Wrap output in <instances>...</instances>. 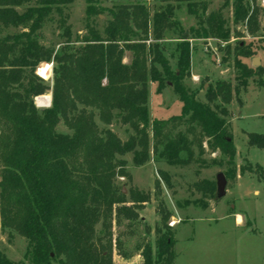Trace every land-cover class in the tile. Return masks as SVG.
I'll return each instance as SVG.
<instances>
[{
	"label": "trees",
	"instance_id": "trees-1",
	"mask_svg": "<svg viewBox=\"0 0 264 264\" xmlns=\"http://www.w3.org/2000/svg\"><path fill=\"white\" fill-rule=\"evenodd\" d=\"M74 1L0 0V214L4 227H13L28 239L31 264H114L109 230L113 216L136 220L138 210L149 201L148 195L138 198L134 193L130 203L115 187L116 169L125 165L117 156L132 152L134 163L143 165L150 158V140L153 152L173 165L191 163L195 148L203 153L205 140L230 162L237 154L228 109L215 101L228 104L239 90L218 81L207 88L206 102L198 100L182 84L191 75L188 37L178 45L176 70L155 41L177 25L172 21L175 6L151 13L144 4L120 5L101 32L95 21L103 14L98 0H85L88 31L81 45L56 51L41 41L42 28L57 13L60 26L70 35L66 10ZM187 1L194 13L197 0ZM253 1L252 10L246 0L233 3L235 22H246L250 33L259 30V7ZM206 25L205 35L230 39L218 11L209 14ZM10 28L15 31L3 35ZM126 50L132 52L129 64L124 62ZM239 53L248 56L251 51L240 45ZM45 62L54 64L52 104L40 110L34 98L49 87L37 68ZM237 65L243 78L239 85L245 87L252 70L241 61ZM46 68L41 67L40 74L46 76ZM150 82L158 84V91L173 86L183 102L181 115L151 120ZM49 103V95L38 99L40 106ZM115 111L135 132L127 141L112 129L101 130L96 122L98 117L111 125ZM61 121L71 134L58 132ZM183 126L185 130L180 129ZM249 145L262 148L264 134H249ZM156 187L160 188L158 180ZM159 214L166 230H155L156 252L144 244L143 264H175L177 258L169 214L161 204ZM100 222L104 238L96 236ZM0 264L14 263L0 251Z\"/></svg>",
	"mask_w": 264,
	"mask_h": 264
},
{
	"label": "rangeland",
	"instance_id": "rangeland-1",
	"mask_svg": "<svg viewBox=\"0 0 264 264\" xmlns=\"http://www.w3.org/2000/svg\"><path fill=\"white\" fill-rule=\"evenodd\" d=\"M246 1L252 10L254 1ZM233 3L234 0H197L195 12L192 13L187 0L97 2L103 11L95 19L101 32L120 5L144 4L151 13L164 9L168 4L175 6L172 21L177 22V25L167 29L155 41L176 70L178 45L184 37H188L192 49L191 75L182 84L194 92L198 100L205 102L207 88L218 81L231 83L239 90L237 94L234 92L228 104H223L220 99L215 101V104L228 109L227 121L233 130L237 148L234 162H230L229 157L220 151L213 150L208 140L204 141L203 153L195 148L193 161L185 165L169 164L160 158L153 152L151 140L150 158L143 165L134 163L132 152L117 156L118 160L125 161V165L116 169L115 187L126 195L130 203L134 193L138 198L148 195L149 201L138 210L140 217L136 220L113 216L109 230L113 233L114 264H143L142 249L146 243L151 244L154 252L157 251L159 234L155 230L157 227L162 228L163 232L166 230L162 227L160 204L169 214L168 225L176 241L175 264H264V145L262 148L249 145V134H264V86L260 81H264V6L261 0H256L259 30L250 33L246 22H235ZM86 10L85 0H75L69 5L66 12L69 14L67 24L70 26V35L60 26L59 15L54 13L42 28L41 41L56 51L64 45L80 46L88 31ZM212 11L224 16L225 27L231 34L228 41L205 35L203 28L207 26L206 19ZM198 30L201 31L200 35L197 34ZM14 31L13 28L4 29L3 35ZM240 45H244L251 54L240 55ZM257 56L260 65L255 66L252 59ZM131 60L132 52L126 50L124 62L129 64ZM238 61L252 70L245 87L239 85L243 78ZM47 64L51 67L46 68V76L39 75V69ZM157 66L162 70L160 65ZM53 68V62H45L37 68V75L49 87L34 98L40 110L52 104ZM149 92L151 120L170 119L182 114L183 102L172 85L167 84L158 91V84L150 82ZM46 95H50V103L40 106L38 99ZM114 114L111 125L101 123L98 117L95 118L96 122L101 130L112 129L123 141H127L135 132L129 125L122 124L119 111ZM180 129L185 130V127ZM57 130L64 134L72 133L63 121L58 124ZM149 134L151 137V124ZM181 156L186 158L187 154L181 153ZM249 168L254 172L249 171ZM221 172L228 183L226 195L219 198L217 175ZM157 180L160 188L156 187ZM104 235L105 227L100 222L96 226V236L104 238ZM29 249L28 239L13 227H4L0 214V251L3 255L14 264H31L27 256Z\"/></svg>",
	"mask_w": 264,
	"mask_h": 264
},
{
	"label": "water",
	"instance_id": "water-1",
	"mask_svg": "<svg viewBox=\"0 0 264 264\" xmlns=\"http://www.w3.org/2000/svg\"><path fill=\"white\" fill-rule=\"evenodd\" d=\"M252 64L255 65V66L260 65V58L258 56L254 57L253 60H252ZM46 66H48V68L50 67L49 65H46ZM38 74L42 75V74H40V72ZM227 183H228V180H227L225 174L222 173V172L219 173L217 175V196L219 198H222V197H224L226 195Z\"/></svg>",
	"mask_w": 264,
	"mask_h": 264
},
{
	"label": "built area",
	"instance_id": "built-area-1",
	"mask_svg": "<svg viewBox=\"0 0 264 264\" xmlns=\"http://www.w3.org/2000/svg\"><path fill=\"white\" fill-rule=\"evenodd\" d=\"M261 3H262V5L264 6V0H261ZM47 65H49V64H47ZM49 66H50V65H49ZM50 67H51V66H50ZM50 67H49V68H50ZM49 68H48V69H49Z\"/></svg>",
	"mask_w": 264,
	"mask_h": 264
},
{
	"label": "crops",
	"instance_id": "crops-1",
	"mask_svg": "<svg viewBox=\"0 0 264 264\" xmlns=\"http://www.w3.org/2000/svg\"><path fill=\"white\" fill-rule=\"evenodd\" d=\"M253 60V59H252ZM192 64H193V59H192Z\"/></svg>",
	"mask_w": 264,
	"mask_h": 264
}]
</instances>
